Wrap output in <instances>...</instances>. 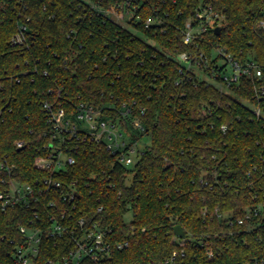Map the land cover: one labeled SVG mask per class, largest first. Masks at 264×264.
<instances>
[{
    "label": "trees",
    "instance_id": "16d2710c",
    "mask_svg": "<svg viewBox=\"0 0 264 264\" xmlns=\"http://www.w3.org/2000/svg\"><path fill=\"white\" fill-rule=\"evenodd\" d=\"M198 5L222 21L185 45ZM113 7L132 12L126 23L136 34L105 14ZM262 16L264 0H0V194L10 181L33 191L17 203L0 200V264H18L21 226L41 231L33 264H60L82 232L80 219L128 242L97 264H164L173 252L183 264L264 262V219L231 233L215 217L264 204V101L252 99L245 81L223 91L202 78L211 74L204 66L197 74L178 61L202 54L211 67L212 50L222 48L264 66ZM19 30L23 42L14 44ZM45 103L72 120L84 103L100 119L118 120L130 144L149 136V145L125 167L91 140L72 139L62 151L73 165L40 169L36 159L56 142ZM53 223L67 231L51 236Z\"/></svg>",
    "mask_w": 264,
    "mask_h": 264
},
{
    "label": "built area",
    "instance_id": "2783aa9c",
    "mask_svg": "<svg viewBox=\"0 0 264 264\" xmlns=\"http://www.w3.org/2000/svg\"><path fill=\"white\" fill-rule=\"evenodd\" d=\"M128 3V2H127ZM109 17L115 16L114 20L125 21L129 20L132 16V12L129 9L117 10L116 8H109L105 12ZM153 19L149 17L144 22V27L147 28ZM222 21V17L218 14H214L209 7H202L198 5L195 9L194 19L188 21L185 24L183 30L182 42L183 44H189L194 35L204 33L208 28H213L214 25H219ZM258 27L264 31V16L259 20ZM22 32L16 34L13 39L14 44H20L23 42ZM215 53V57L212 56ZM216 58L224 61V65H228L231 68L230 75H224V67L218 68L216 63L211 67L209 65L210 59L202 54L191 56L188 53H181L178 56V61L185 67L186 70L193 69L196 66H204L209 70L211 74L205 76L211 80L220 90H227L232 85H237L241 81H245L246 85L251 87L252 99L257 101H264V66L258 61L252 58L245 59L244 61H238L229 54H227L222 48H216L211 52V59ZM216 60V61H217ZM215 61V62H216ZM217 76L218 80L215 78ZM248 104V103H247ZM256 115L260 114V108L257 105L248 104L247 106ZM43 108L48 114V122L51 125V137L56 139L55 144L51 143L50 154L44 158H38L35 161L36 167L43 170H58L67 166H71L75 162L73 155L67 153L65 146L62 151V146L66 144V141L75 139L77 140H91L97 145L104 147L111 155L117 157V161L128 167L134 163L131 155H137L139 150H136L135 146L138 142L130 144V135L127 130L119 125L118 120H102L99 118V113L94 111L91 106H87L84 103H78L76 107L75 118L72 120L69 115L64 111L61 105H57L54 108L45 103ZM126 116V115H125ZM132 127L138 132H142V128L137 121L132 122ZM225 130L224 127L221 128ZM17 147H21L22 143L17 142ZM64 156V159L61 157ZM136 161V160H135ZM46 183V182H45ZM57 187L58 183H54ZM33 195L32 188L29 186H19L17 183L10 181L8 192L5 195L0 194V200L3 201V205L6 203H17L21 200H26L27 196ZM75 194L66 196V199L70 200ZM264 196V195H262ZM217 219L222 220L228 231H238L243 229V225L247 224L246 229H251L254 222L257 224L264 219V204L257 203L253 208H247L244 211L242 217H234L231 212L216 213ZM82 232L80 236L74 241V248L68 251V253L60 258V264H81L85 260L91 264H97L104 259H108L115 250H121L128 246L127 241H111L110 236L111 229L101 227L96 223H92L90 226L85 227L84 221L80 219L78 221ZM50 235H61L66 232V227L60 224L53 223L50 227ZM19 233L22 236V242L16 246L14 251V257L18 264H33L38 246L41 241V231L32 227H19ZM179 246L184 244V238L178 239ZM200 247L204 244L199 242ZM211 252H207L208 258L211 257ZM183 253L180 254L182 258ZM181 258L178 257L176 252H173L168 258L165 259L164 264H183ZM252 264H264V262H254Z\"/></svg>",
    "mask_w": 264,
    "mask_h": 264
},
{
    "label": "rangeland",
    "instance_id": "374dc122",
    "mask_svg": "<svg viewBox=\"0 0 264 264\" xmlns=\"http://www.w3.org/2000/svg\"><path fill=\"white\" fill-rule=\"evenodd\" d=\"M109 17L111 18V19H113L114 20V17L113 16H110L109 15ZM117 23H119L121 26H123V27H126L129 31H131L132 33H134V34H136V32H135V30L129 25V24H127L125 21H121V20H117ZM220 24V23H219ZM138 34V33H137ZM138 35H140V34H138ZM215 53H212V56L213 57H215ZM216 66L218 67V68H221V67H223V66H225L224 67V75H230V73H231V68L228 66V65H224V61H222V60H220V59H218L216 62ZM197 74H199L198 73V71L196 70V69H193ZM202 78L205 80V81H207V82H209V83H211V84H214L211 80H209V79H207L205 76H202ZM243 103V102H242ZM149 142H150V139H149V136H143V137H141L140 138V140L138 141V143L136 144V146H135V148H136V150H139V151H141V150H143V148L145 147V146H148L149 145ZM131 157H132V159L134 160V162H135V155L134 154H132L131 155ZM38 159V158H37ZM36 159V160H37ZM61 159H64V156H62L61 157ZM131 166V165H130ZM131 212L129 211V212H127L126 213V215L124 216V221H126V222H128L130 219H131Z\"/></svg>",
    "mask_w": 264,
    "mask_h": 264
},
{
    "label": "water",
    "instance_id": "95a60500",
    "mask_svg": "<svg viewBox=\"0 0 264 264\" xmlns=\"http://www.w3.org/2000/svg\"><path fill=\"white\" fill-rule=\"evenodd\" d=\"M219 28H215V32L218 34L219 33ZM173 233L175 235L176 238L178 239H182L184 236L183 230L181 229L180 225H176L173 227Z\"/></svg>",
    "mask_w": 264,
    "mask_h": 264
}]
</instances>
